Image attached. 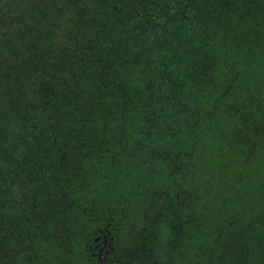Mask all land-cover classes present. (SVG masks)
Masks as SVG:
<instances>
[{
	"label": "trees",
	"instance_id": "1",
	"mask_svg": "<svg viewBox=\"0 0 264 264\" xmlns=\"http://www.w3.org/2000/svg\"><path fill=\"white\" fill-rule=\"evenodd\" d=\"M0 264H264V0H0Z\"/></svg>",
	"mask_w": 264,
	"mask_h": 264
},
{
	"label": "water",
	"instance_id": "2",
	"mask_svg": "<svg viewBox=\"0 0 264 264\" xmlns=\"http://www.w3.org/2000/svg\"><path fill=\"white\" fill-rule=\"evenodd\" d=\"M112 244H113V239L105 236L103 246H102L101 252H100V258L101 259L105 258L104 254H109L112 251V249H113Z\"/></svg>",
	"mask_w": 264,
	"mask_h": 264
},
{
	"label": "flooded vegetation",
	"instance_id": "3",
	"mask_svg": "<svg viewBox=\"0 0 264 264\" xmlns=\"http://www.w3.org/2000/svg\"><path fill=\"white\" fill-rule=\"evenodd\" d=\"M101 252V251H100Z\"/></svg>",
	"mask_w": 264,
	"mask_h": 264
}]
</instances>
